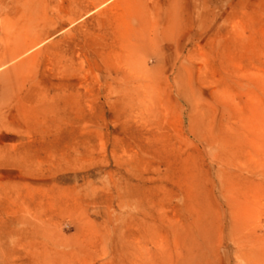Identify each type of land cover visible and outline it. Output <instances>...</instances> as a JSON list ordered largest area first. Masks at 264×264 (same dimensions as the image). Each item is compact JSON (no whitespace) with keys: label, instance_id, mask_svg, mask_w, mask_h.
<instances>
[{"label":"rangeland","instance_id":"1","mask_svg":"<svg viewBox=\"0 0 264 264\" xmlns=\"http://www.w3.org/2000/svg\"><path fill=\"white\" fill-rule=\"evenodd\" d=\"M0 0V264H264V0Z\"/></svg>","mask_w":264,"mask_h":264},{"label":"bare ground","instance_id":"2","mask_svg":"<svg viewBox=\"0 0 264 264\" xmlns=\"http://www.w3.org/2000/svg\"><path fill=\"white\" fill-rule=\"evenodd\" d=\"M104 1H105V0H104ZM104 1H101V3L104 2ZM2 64H3V63L0 61V67L2 66Z\"/></svg>","mask_w":264,"mask_h":264}]
</instances>
